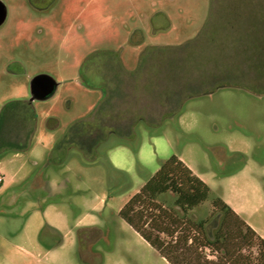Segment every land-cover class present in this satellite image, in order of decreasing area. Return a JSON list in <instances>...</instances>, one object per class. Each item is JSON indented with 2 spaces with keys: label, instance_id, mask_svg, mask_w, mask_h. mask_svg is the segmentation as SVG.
I'll use <instances>...</instances> for the list:
<instances>
[{
  "label": "rangeland",
  "instance_id": "1",
  "mask_svg": "<svg viewBox=\"0 0 264 264\" xmlns=\"http://www.w3.org/2000/svg\"><path fill=\"white\" fill-rule=\"evenodd\" d=\"M0 1L7 10L0 26V114L21 102L33 117H23L25 124L19 127L24 129L14 131L12 145L0 154L4 169L11 150L30 146L34 151L25 154L20 175L40 171L49 151L54 159L66 160L68 147L78 155L70 162L90 158V163H102L107 146L145 126L139 101L160 102L163 88L169 87L166 94L174 104L192 97L160 127L159 135L172 143L175 153L195 158L197 171L211 176L208 199L185 217L206 221L214 233L221 219L212 206L216 196L245 202L236 197L228 178L219 175L242 160L232 156L223 163L207 147L241 148L245 140L255 164L253 175L264 190V0H47L41 11L25 0ZM116 65L127 71L115 77ZM40 74L53 78L57 87L50 98L31 101L29 84ZM117 82L121 89L113 98L108 90L102 96L101 85L110 90ZM215 87L220 88L202 94ZM101 97L107 99L95 118L105 116L98 125L105 124L102 130L93 128L83 141L72 135L67 147L55 150L69 126L85 127L79 120ZM90 167L103 171L105 165ZM243 186L250 190V184ZM157 200L182 215L173 194ZM17 202L9 200L8 192L0 193V264H6L7 255L18 264H35L16 258L4 239L19 227V219L11 217ZM99 229L90 231L85 244L90 251L73 247L63 251L64 260L49 263L169 264L118 215H109ZM255 253L254 248L243 249L244 255Z\"/></svg>",
  "mask_w": 264,
  "mask_h": 264
},
{
  "label": "crops",
  "instance_id": "2",
  "mask_svg": "<svg viewBox=\"0 0 264 264\" xmlns=\"http://www.w3.org/2000/svg\"><path fill=\"white\" fill-rule=\"evenodd\" d=\"M119 67L112 69L115 77L121 76L122 70L127 71L122 65ZM168 89L169 87L163 88L160 102L152 101L150 104L139 101L142 104L140 112L143 113L140 119L145 126H138L125 134V141L106 147L102 162L105 165L103 171H93L94 167H90L91 165L102 163H90V158L87 162L82 158L78 159L79 163L70 162L75 161L78 155L70 154L69 147L64 151L66 160L54 159L52 151H49L40 171L22 175L20 171L24 167V156L34 151L33 146L25 150H11L7 156V169H4V157L0 160V176L3 178L0 193L8 192L9 200L18 201L11 217L19 219V227L4 238L13 248L16 258L35 264H51V260H64V250L79 247L80 251L81 248L87 247L90 251V244L85 246L86 242L90 241V231H99V227L108 221L109 215L119 216V211L127 201L173 155L211 191L208 184L211 176L195 169V158L187 152L175 153L172 143L159 135L160 127L173 120L181 105L188 99L185 98L178 105L174 104L166 94ZM88 120L86 134L90 136V118ZM120 133L124 135L121 128ZM241 144V148L231 149L221 145L207 147L211 152L212 148L217 147L219 156L216 157L223 163H227L232 156L242 160L240 166L230 171L221 170L219 175L228 178L234 185L232 190L236 197L245 202L238 203L230 196L217 195L216 198L226 203L264 240V214H260L264 209V190L253 175L255 164L250 162L248 156L250 147L245 140H242ZM243 184H250V190H246ZM44 226H48L49 231H45L40 242L39 235ZM13 257L15 258L7 255L5 263L18 264L19 262L13 261ZM208 258L215 259L211 255H208Z\"/></svg>",
  "mask_w": 264,
  "mask_h": 264
},
{
  "label": "trees",
  "instance_id": "3",
  "mask_svg": "<svg viewBox=\"0 0 264 264\" xmlns=\"http://www.w3.org/2000/svg\"><path fill=\"white\" fill-rule=\"evenodd\" d=\"M104 85H101L102 94L104 96L105 90H108L110 98H113L112 95L116 90L121 89L118 82L110 90L103 87ZM218 88L220 87H215L202 94H212ZM190 97L192 96L186 98ZM105 99L107 97H102L90 114L79 120L80 123H85V127L79 128L75 125L68 127L63 139L56 146V150H60V147L62 150L67 147L68 139L72 135H76L82 141L85 140L82 136H86L88 140L86 129L89 118L90 136L92 130L105 126V124L98 126L100 121H104L105 116L95 118ZM25 116H28L30 120L33 118L31 112L21 102L8 105L1 112L0 154L12 145L11 140L16 135L14 131L24 129L19 125L25 124L26 120L23 118ZM93 120L94 123H92ZM9 134L13 135L9 136ZM217 150V147L213 148L212 152L219 156ZM165 193L175 196L174 205L177 211L181 212V216L174 209L166 208L158 202V197ZM209 193V187L173 155L127 201L119 211V216L169 264H264V240L257 236L220 198L212 201L213 208L221 214L219 225L214 233L210 231L206 221L194 222L185 217L188 211L206 201ZM45 231H49L48 226L42 228L39 235L40 242H42ZM245 248L256 249L255 257L242 254ZM205 250H208L209 255L214 256L215 259H209Z\"/></svg>",
  "mask_w": 264,
  "mask_h": 264
},
{
  "label": "water",
  "instance_id": "4",
  "mask_svg": "<svg viewBox=\"0 0 264 264\" xmlns=\"http://www.w3.org/2000/svg\"><path fill=\"white\" fill-rule=\"evenodd\" d=\"M1 3V2H0ZM5 18V10L3 5L0 6V24ZM57 87L56 81L47 75H36L33 77L29 84L30 100H46L50 98Z\"/></svg>",
  "mask_w": 264,
  "mask_h": 264
},
{
  "label": "flooded vegetation",
  "instance_id": "5",
  "mask_svg": "<svg viewBox=\"0 0 264 264\" xmlns=\"http://www.w3.org/2000/svg\"><path fill=\"white\" fill-rule=\"evenodd\" d=\"M46 1L47 0H25L27 6H29L31 9L36 10V11H41L42 7H43V5H45ZM52 3H53V0H50L49 4H52ZM1 4L3 5L4 10H5V18H4L3 22L0 24V26L4 23V21L6 19V14H7V10H6L5 5L3 4V2L0 3V6H1ZM43 9H45V7ZM71 28L73 29V27H71ZM9 136H11V135L9 134Z\"/></svg>",
  "mask_w": 264,
  "mask_h": 264
},
{
  "label": "built area",
  "instance_id": "6",
  "mask_svg": "<svg viewBox=\"0 0 264 264\" xmlns=\"http://www.w3.org/2000/svg\"><path fill=\"white\" fill-rule=\"evenodd\" d=\"M3 181V178L0 176V183Z\"/></svg>",
  "mask_w": 264,
  "mask_h": 264
}]
</instances>
